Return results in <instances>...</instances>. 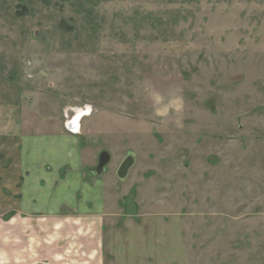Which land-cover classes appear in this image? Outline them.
Returning a JSON list of instances; mask_svg holds the SVG:
<instances>
[{
	"label": "rangeland",
	"instance_id": "rangeland-1",
	"mask_svg": "<svg viewBox=\"0 0 264 264\" xmlns=\"http://www.w3.org/2000/svg\"><path fill=\"white\" fill-rule=\"evenodd\" d=\"M1 104L29 143L4 232L28 212L67 264H264V0H0Z\"/></svg>",
	"mask_w": 264,
	"mask_h": 264
},
{
	"label": "crops",
	"instance_id": "crops-1",
	"mask_svg": "<svg viewBox=\"0 0 264 264\" xmlns=\"http://www.w3.org/2000/svg\"><path fill=\"white\" fill-rule=\"evenodd\" d=\"M18 115L16 107L0 105V214L19 210L20 205L14 198L21 187V175L29 170L25 165L28 156L26 157L21 153L22 146L26 144L22 145V141L20 142ZM26 146L28 147L29 143ZM28 160L33 162L32 158ZM26 204L29 205V202ZM57 214L54 209L53 212L47 213L48 217L46 218L53 221L49 218V215L56 218L58 217ZM21 215L30 216L31 214H28V212L16 213L10 226L17 229H13L9 233L3 231L0 221V264H67L66 255L59 253L57 250L59 246L53 250L54 252L47 250L49 247H43L44 250H42V248L33 244L32 238L29 240L28 236L25 238V234L20 233L23 228L20 229L17 223L19 224V221H22ZM28 220V218L25 219V221ZM57 221L60 222V220H54V222ZM20 226L23 227V224ZM24 243L26 244L24 245ZM85 247L87 248V246ZM88 254L92 255H88L85 261H71L70 264H100L96 252L90 251Z\"/></svg>",
	"mask_w": 264,
	"mask_h": 264
},
{
	"label": "water",
	"instance_id": "water-1",
	"mask_svg": "<svg viewBox=\"0 0 264 264\" xmlns=\"http://www.w3.org/2000/svg\"><path fill=\"white\" fill-rule=\"evenodd\" d=\"M110 162V156L108 153L104 152L100 155V160L97 168L98 174L102 173L104 171V167L108 165ZM134 165V159L132 157H128L121 167L118 170V177L120 179H125L130 171V169Z\"/></svg>",
	"mask_w": 264,
	"mask_h": 264
},
{
	"label": "clouds",
	"instance_id": "clouds-1",
	"mask_svg": "<svg viewBox=\"0 0 264 264\" xmlns=\"http://www.w3.org/2000/svg\"><path fill=\"white\" fill-rule=\"evenodd\" d=\"M161 100H162V97L159 96V94H157V96H156V98H155L156 103L159 104V103L161 102ZM157 114H158V115H165L166 112H164V111H162V110H160V109L158 108V109H157Z\"/></svg>",
	"mask_w": 264,
	"mask_h": 264
},
{
	"label": "bare ground",
	"instance_id": "bare-ground-1",
	"mask_svg": "<svg viewBox=\"0 0 264 264\" xmlns=\"http://www.w3.org/2000/svg\"><path fill=\"white\" fill-rule=\"evenodd\" d=\"M81 114H82V112H78V113H77L78 118L75 119V122H74V124L72 125V128L76 129V125L78 124L79 119H81L82 116H83V115H81ZM76 130H78V129H76Z\"/></svg>",
	"mask_w": 264,
	"mask_h": 264
},
{
	"label": "built area",
	"instance_id": "built-area-1",
	"mask_svg": "<svg viewBox=\"0 0 264 264\" xmlns=\"http://www.w3.org/2000/svg\"><path fill=\"white\" fill-rule=\"evenodd\" d=\"M86 112H87V111H86ZM86 112H85V113H86ZM83 113H84V112H83ZM86 115H88V113H87ZM70 123L72 124V122H70ZM71 128H72V127H71ZM72 131H74V133H75V132H77L78 130L72 128Z\"/></svg>",
	"mask_w": 264,
	"mask_h": 264
},
{
	"label": "flooded vegetation",
	"instance_id": "flooded-vegetation-1",
	"mask_svg": "<svg viewBox=\"0 0 264 264\" xmlns=\"http://www.w3.org/2000/svg\"><path fill=\"white\" fill-rule=\"evenodd\" d=\"M84 111V110H83ZM83 111H81L83 113ZM87 113V112H86ZM86 115V114H85Z\"/></svg>",
	"mask_w": 264,
	"mask_h": 264
}]
</instances>
